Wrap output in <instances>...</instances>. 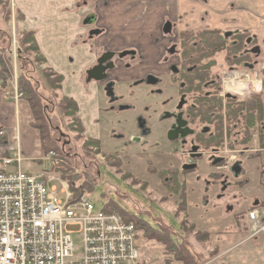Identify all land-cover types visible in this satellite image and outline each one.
I'll return each instance as SVG.
<instances>
[{
  "label": "rangeland",
  "instance_id": "1",
  "mask_svg": "<svg viewBox=\"0 0 264 264\" xmlns=\"http://www.w3.org/2000/svg\"><path fill=\"white\" fill-rule=\"evenodd\" d=\"M7 8L5 5L0 4V28H3L5 35L8 37L5 38L0 35L1 76L13 80V75L16 73L18 87L24 92L23 98H26L29 102V94L24 89L23 81L21 82L24 74L22 73L23 68L21 69L19 55L24 56V61H32L26 67L25 74L35 75V81L36 78H39V84L41 81L43 82V86L41 85L39 88L43 101L38 95L36 97L40 100L39 114L43 107L47 115L46 117L41 115L42 119L38 121H35L34 118V123L37 122L38 126L44 128L46 137L51 139H47L46 143L53 145L54 149L50 151H55L57 155L54 158H58L54 159V164L49 163L47 171L36 173L43 174L48 183L51 182L58 186L60 185L59 178H61L77 191L82 190V184L85 183L86 188L81 193L88 195L97 208H103L106 201L110 200L130 213L142 214L152 221L162 219L163 223L161 225H166V222L174 232L175 238H177V235L180 239L184 236V239L189 240L204 264L213 258L218 253L215 243L219 241L218 237L220 236L216 233L210 238L211 240H207L205 237L196 236L193 232L183 233L181 220L184 218V214L177 211L180 197L169 190L161 180L159 173L153 171V167L156 170H170V168L174 169L173 167H175L180 171L182 164L188 163L189 160L188 156L183 155V152L190 149L189 142L192 136L188 134L184 138L179 137L174 141L168 138L175 113H178L176 109L179 102L177 84L170 76L167 77L166 75H163L157 83H147L146 76L151 74L160 77L161 68L146 71L141 79L134 78L127 81L114 78V82L106 85L95 79L92 81L87 79L88 81L85 83H79L77 77L82 72L83 66L78 64L77 67L65 66L62 68V59H59L57 69L44 66L45 62L41 60L42 55L31 49L34 48V45L31 43L28 31L19 27L18 21L7 12ZM195 10L200 13V16H181L176 20V25L181 24L185 25L186 29L196 30L211 26L219 27L223 31L249 30L250 33L253 32V34L259 36L257 46L260 52L258 56L254 57L258 63H255L253 69L248 68L246 70L242 68L241 71L248 72L252 78H260L264 65V2L258 4L256 0H208L207 3L198 0L195 3ZM186 17L187 19H185ZM184 20H188L190 23L185 24ZM158 39L162 43L160 41L161 37H158ZM171 40H174V38ZM171 46L174 47V45H169L164 52L167 56L171 53L169 51ZM20 48L28 49L22 52ZM52 54L58 53L54 52ZM175 54L178 55L177 51ZM217 57L218 63L215 70L216 73L220 74L222 70L228 67L224 53L218 54ZM138 60H140V57ZM142 62L141 59L140 63L135 65L133 69H140ZM159 62L165 64L163 57L160 58ZM177 62L176 59V64ZM119 69L122 68L117 64L112 71H119ZM170 70L167 68V72H170ZM51 71H56L59 74L63 73L65 78L64 91L56 92L57 96L50 91L49 85L45 83V80H47L45 75ZM85 73L83 72L82 75ZM256 75L258 76L256 77ZM31 78L34 79L33 76ZM7 83L9 84V82ZM86 83H88L87 87L85 86ZM30 84L31 87L33 84L35 85L34 82ZM245 84L241 86L244 91H246ZM10 85H12L11 82ZM248 86L247 91H250V85ZM63 94L73 98L78 104V114L84 132L78 131V127L76 128L72 124L73 119L71 117L63 119L62 113L58 109L60 107L55 108V106H59ZM36 97L34 102H37ZM234 118L235 115H233L232 120ZM62 123L69 125L71 129L65 128ZM252 132L254 136L250 146H254L255 139L258 140L257 132L255 130H252ZM88 136L101 140L102 151L100 154H95V148L91 147L90 143L86 144L85 140ZM136 137H140V140L135 141L134 138ZM185 138L188 142H185L183 146V139L185 140ZM256 148L258 147L254 149ZM86 152H94L91 156L96 158L93 161L97 163H91V157L87 156ZM59 153L61 157H59ZM63 153L70 155L71 158L69 160L63 158ZM107 153L115 154L116 158L121 160L119 171L116 167L109 165L107 162L105 163L103 154ZM250 154L256 153L254 150L245 153L246 156ZM11 155L13 157L14 153L12 152ZM204 155L205 157L202 156L203 160L199 168L194 167L192 169L195 170L194 172L186 170L184 173H180L179 177L181 181L189 182L187 188L189 223L198 216L197 218L204 220L209 227L208 230L212 231L217 225L226 224L232 220L231 214H225V212L228 206L234 204V202H239L236 207L247 204L244 207L246 215L255 205L246 198V186L242 188L238 185L240 182L235 184L236 181L241 179V176L237 179L231 177V184L222 192L220 183V177L222 178V176L218 171H221L222 174H227V172L214 165L213 160L208 158V154ZM21 158L22 162L18 164L14 162L7 169L16 170L21 167V170L25 172L36 171L28 165L33 159L25 158L24 155ZM58 162L62 163V169L67 166L70 168L69 172H73L68 173V179L67 177L63 178L60 172L53 168ZM36 163L39 164V162ZM44 163L47 164V162ZM45 168L38 167L40 170ZM213 172H217L218 177L215 178L209 175ZM199 175L200 177L203 175L202 179L198 178ZM205 177L209 178L213 184L208 185L204 180ZM248 183H245V185ZM207 186H212V189L208 191V189H205ZM213 190L215 194L212 195L211 191ZM261 211L264 214V209H261ZM152 230L155 231V229ZM261 233L264 234V231L258 232L256 235ZM248 235V233H244L237 239L230 237L232 234L225 237L227 243L232 241L229 247H233L226 256V260L233 262L247 254L256 241L246 239ZM256 235H253L251 230L249 238ZM136 242L141 252L142 264H168V260H173L174 251L171 250L170 246L150 238L148 234L144 235L142 231L139 232ZM75 246L78 247L77 254H80L82 252V242L79 238L75 239ZM184 247L186 246L184 245ZM258 253L261 258L264 257L262 249H259ZM220 260L218 259L213 264H222ZM174 263L184 264L177 260H174ZM252 264H257L256 260H253Z\"/></svg>",
  "mask_w": 264,
  "mask_h": 264
},
{
  "label": "crops",
  "instance_id": "2",
  "mask_svg": "<svg viewBox=\"0 0 264 264\" xmlns=\"http://www.w3.org/2000/svg\"><path fill=\"white\" fill-rule=\"evenodd\" d=\"M6 1L8 5L6 8L8 7L7 10L10 11V15L18 21L19 27L28 32H34L38 48L45 57L44 66L57 69L59 59H62V68L65 66L77 67L78 64H81L83 69L77 77L79 83L88 81L87 72L94 68L100 54L106 52L119 54L127 48L138 51L143 60L142 67L136 70H126L124 60L116 59L115 62L122 69L109 71V78L128 81L143 76L146 71L165 69V64H160L159 60L172 41L169 42V37L166 35L167 23L176 22L181 16H200V13L195 10V3L198 0ZM204 1L208 3V0ZM256 1L258 4L264 2V0ZM92 13L95 15L93 25L86 23V17ZM184 21L185 24L190 23L188 20ZM174 28V36H171V39L178 35L179 31L186 29L185 25L181 24ZM93 29H97L99 32L91 35ZM158 37H161L162 43L159 42ZM54 52L58 54H52ZM83 72L86 73L82 75ZM62 76L61 90L64 91L65 78L63 73ZM94 79L98 80L92 76L89 81ZM99 82L105 83V81L100 80ZM6 85L8 86V84L0 86V129L5 131V135L0 136V170H8L7 168L10 166V164L8 166L2 164L3 158L12 157V152L14 154L19 152L22 157L24 155L25 158L33 159V162L31 161L28 165L36 171L31 173L39 175L44 170L47 171L49 163L52 165L55 158H45L48 156L42 146L40 131L33 125L34 115L28 100L20 98L15 101L6 97L4 93ZM85 86L87 87L88 83ZM16 134L19 135L18 140L15 138ZM257 155L252 160L241 156L246 174L250 176V182L240 186L242 188L246 186V198L255 205L250 210H258L261 222L264 223V214L261 211L264 209V151ZM38 167L46 168L40 170ZM50 184L52 183L50 182ZM188 185L189 182L187 187ZM227 187H224V190ZM211 194H215L214 190L211 191ZM236 204L239 202H234L228 206L225 212V214H231L232 220L229 223L217 225L212 229L214 232L209 231L204 220L197 218L198 216L196 217L197 220L196 218L194 220L199 223L192 219L191 222L195 224L198 231L210 233V238L216 233L220 236L218 237L219 241L215 243L218 253L205 264H213L218 259H221L222 264H252L253 260H256L257 264H264V257L261 258L258 253L259 249H262L264 253V234L261 233L249 238L251 235L249 211L247 215L244 211L247 204L241 207H236ZM244 233L249 234L246 239L256 240L254 246L248 250L244 257L229 262L225 258L233 247H229L232 241L227 243L225 237L232 234L230 237L237 239Z\"/></svg>",
  "mask_w": 264,
  "mask_h": 264
},
{
  "label": "trees",
  "instance_id": "3",
  "mask_svg": "<svg viewBox=\"0 0 264 264\" xmlns=\"http://www.w3.org/2000/svg\"><path fill=\"white\" fill-rule=\"evenodd\" d=\"M3 2L4 0H0V3H6V1L4 3ZM27 33H29L31 43L34 45V48L31 49L42 55L36 43L34 32ZM249 34V32H245L235 33L231 36H227L223 31L218 29L187 30L181 32L182 63L180 69L178 70V80L182 84L180 92L184 95H187L191 99V103L186 107L185 110L188 119H192L199 125L204 126L205 132H202L204 130H201L195 135V139L201 145V148L218 149L223 147L224 145V123L222 111L223 102L222 98L219 96L221 84L220 81L216 79V74L213 70V68L218 63L217 55L220 53H225L226 62L229 65L241 66V64L245 61L251 60V53H249L248 51L246 52V39ZM0 35L8 38L5 35L3 28H0ZM27 49L28 48H20L22 52H25ZM19 56L21 69L23 68L22 73L24 74L22 76L21 82L23 81L24 89L26 90V93L29 94V102L31 103L30 105L35 121H38L42 119V116H47L46 111L43 107L41 108L39 114L38 109L40 107V100L36 97V95H38V97L43 101V96L39 90L41 85L43 86V82L41 81L39 84V78H36L35 81V75H32L30 73H28L29 75L25 74L26 67H28L29 63L31 64L32 61H24V56ZM42 57L43 58H41V60L45 61V57L43 55ZM1 72L2 70L0 67V78L9 80V77H2ZM32 76L34 77V79H30V77ZM46 76L47 80H45V83L49 85L50 91L54 95H56V92L60 91L62 87V74H59L56 71H51L50 73H47L45 75V79ZM32 82H34L35 85L33 84V86L31 87L30 83ZM35 97L37 102H34ZM55 108L60 109V113H62L61 115L63 119L71 117L73 119L72 124L76 128L78 127V131L84 132L81 118L78 114L79 107L73 98L63 94V96H61L59 106L57 105L55 106ZM240 118L243 128V136L245 135V138L242 139L241 143L248 142L251 139L252 133L250 130L252 127L257 126L258 135L261 142L260 144L261 147L264 148V85L263 91L260 94H251L246 98L244 102V109L240 115ZM33 125L40 131L42 146L45 154H47L50 150H53L54 147L52 144L50 145L49 143H46L47 139L49 138L46 137L44 128L38 126L37 122L33 123ZM64 126L69 130L71 129V127L67 124H65ZM85 142L86 144L90 143V146H93L95 148V154L101 153L102 150L100 146V139L88 136ZM92 154H94V152H86V155L91 157L90 162L97 163L96 161H93V159L96 158L92 157ZM62 156L63 158H66L68 160L69 158H71L70 155L66 154ZM103 156L105 159V163L107 162L109 165L116 167L118 171L120 170L121 160L116 158L115 154L107 153L103 154ZM59 157H61L60 153ZM53 168L60 172L63 178L67 177L68 179V173H73L69 172L70 168L67 166L62 169L61 162L55 164ZM153 171L159 173L161 180L164 182V184H166L169 190L178 194L180 197V202L178 203L179 209H177V211L179 213L183 212L184 214V218H182L181 220V228L183 233L186 234L187 232H193L196 236H200L202 238L205 237L207 240H209L210 233L198 231L195 227V224L191 222L189 223L187 215V182L185 180H180L178 170L171 168L170 170H156V168L153 167ZM85 188L86 184L83 183L82 190L77 191L74 190V188L71 189L75 192V196L79 197L82 194L81 192ZM103 209L107 212L120 213L124 220L134 223L138 232L142 231L144 235L148 234L150 238H154L158 242H162L165 245L170 246L171 250L174 251V255L172 261L168 260V264H175L174 260L181 261L184 264H204L199 254L194 251V248L191 246L189 240L184 239V236L182 239H180V237L176 235L177 238H175L174 232L166 222L165 224L168 226L161 225L163 223L161 221L162 219H156L152 221L149 219V217L146 218L142 214L130 213L129 211L124 210L110 200L106 201ZM152 229H155V231H153ZM183 240L185 242L187 241V243H185ZM184 245L186 247H184Z\"/></svg>",
  "mask_w": 264,
  "mask_h": 264
},
{
  "label": "built area",
  "instance_id": "4",
  "mask_svg": "<svg viewBox=\"0 0 264 264\" xmlns=\"http://www.w3.org/2000/svg\"><path fill=\"white\" fill-rule=\"evenodd\" d=\"M4 84L6 97L23 98L16 73L13 80L0 78ZM14 162H22L19 152L2 159L4 166ZM59 180V186L50 184L43 174L21 167L0 170V264H142L134 223L97 208L86 194L76 197ZM248 219L253 235L264 231L258 210H250ZM76 238L82 242L80 254Z\"/></svg>",
  "mask_w": 264,
  "mask_h": 264
},
{
  "label": "flooded vegetation",
  "instance_id": "5",
  "mask_svg": "<svg viewBox=\"0 0 264 264\" xmlns=\"http://www.w3.org/2000/svg\"><path fill=\"white\" fill-rule=\"evenodd\" d=\"M6 0H4L5 2ZM3 2V3H4ZM2 4V3H0ZM7 5V1L5 4ZM8 6V5H7ZM7 12L10 14V11L7 10ZM94 16L93 22L87 21V19L90 16ZM95 22V15L89 14L86 17V23L93 25ZM176 22H168L167 23V28H166V35L169 37V42L171 40V36H174V27L178 26L176 25ZM200 29H218L221 30V28L213 26V27H204ZM198 29V30H200ZM187 30H196L192 28H187L183 29L178 32V35L174 37V40H172L169 45H174V47H170V54L167 56L165 53L163 54V59L165 61V66L169 64V66L165 69H161L160 77L159 76H154L151 74H148L146 76L147 83H157L160 78H162L163 75H166L167 77L170 76V78L177 84V93H178V98L179 102L177 104L176 109L178 110V113L176 114L175 112V118L173 120V124L170 127L171 132L169 133L168 138L172 141L177 140L179 137H185L188 134L191 137V140L189 142V148L188 150H185L183 152L184 156H188V163L185 162L182 164V168L179 171L177 168L173 167L175 170H178L179 174L184 173L186 170H192L194 167L199 168L201 161L203 160V157H205L204 154H208V158L213 160V164L219 167L220 169H223L224 171L226 170V173H223L221 171H218L220 176L221 181V189L224 190V187H227L228 185L231 184V181L229 178H237L241 176V179L239 181H236L235 184L238 185H245V183L250 182V176L246 174V168L243 166V160L241 156H245L248 159H253V157L258 156L257 154H260L264 151V148L261 147V142L260 138L258 135V127H252L251 128V139L248 142L241 143L242 139L245 138V135L243 136V128H242V123H241V118L240 115L244 109V102L247 97L251 94H260L263 91V85H264V65L262 67L261 71V76L260 78H252L248 72H243L241 71L242 68L244 69H253L254 66L258 63L255 56H258L260 49L257 46V41L259 36L256 34L250 33L249 30H236V31H223L227 36H231L232 34L235 33H245L249 32V36L246 39V44H247V49L246 52L248 51L252 55V59L245 61L244 63L241 64V66L237 65H229L227 64V69L222 70L219 73H216L215 67L213 70L215 71L216 74V79L220 81L221 84V89L219 91V96L222 98L223 102V123H224V145L221 148L218 149H204L201 148V145L196 141L195 135L201 130H204L202 132H205L204 126L199 125L196 121H193L192 119H188L186 116V107L191 103V99L187 96L184 95L180 92L182 84L178 80V75H179V69L182 63L181 60V32L187 31ZM99 31L97 29H93L91 31V35L97 34ZM174 41V42H173ZM235 43V42H234ZM166 48V49H167ZM177 51L178 55L175 54ZM110 54V56L104 58V55ZM222 54V53H220ZM218 56V55H217ZM225 56V53H224ZM140 57V54L138 53L137 50L132 49V48H127L123 50L119 54L115 53H103L100 54L98 58V62L95 64L94 68L90 69L88 73L87 79L90 80V77H95L96 79L100 81H105L104 85L107 83H112L114 82L113 78H109L108 72L111 70H114V67L117 65L115 60H124V66L126 70H134V66L139 64L141 61L138 60ZM218 58V57H217ZM176 59L178 60L176 64ZM256 63V64H255ZM103 67V77L98 78L92 74L93 71H95L99 67ZM217 66V65H216ZM167 68L171 69L170 72H167ZM258 75H256L257 77ZM139 77V79H141ZM132 80V79H131ZM245 82H247L245 84ZM103 84V83H102ZM246 85V91H244V88L241 87L242 85ZM248 85H250V91L248 90ZM113 101V100H112ZM123 109V107H121ZM237 108V109H236ZM233 115H235L234 120ZM170 116V114H169ZM209 130V129H207ZM252 130H255L257 133L258 140L255 139L254 141V146L258 147L254 149V146H250L251 140H253V132ZM234 131V132H233ZM207 132V131H206ZM170 134L173 135V138L170 137ZM135 141H139L140 137L134 138ZM186 141L183 139V146L185 145ZM240 142V143H238ZM67 144V142H65ZM258 145V146H256ZM254 150L256 154H250L249 156H246L245 153ZM211 152V153H209ZM241 153V154H240ZM240 154V157H239ZM256 155V156H255ZM252 157V158H249ZM195 170H192L194 172ZM217 172L209 173V175H212V177H218ZM203 176V175H202ZM202 176H198L199 179H202ZM206 180L207 184L210 185L211 183L213 184L212 181L209 180V178H204ZM187 185H186V194H187ZM210 188V189H209ZM205 189H208L210 191L212 189V186H207ZM188 202V200H187ZM188 208V207H187ZM188 210V209H187Z\"/></svg>",
  "mask_w": 264,
  "mask_h": 264
},
{
  "label": "water",
  "instance_id": "6",
  "mask_svg": "<svg viewBox=\"0 0 264 264\" xmlns=\"http://www.w3.org/2000/svg\"><path fill=\"white\" fill-rule=\"evenodd\" d=\"M93 19H94V16L92 15V16H90V17L87 19V21H89V22H93ZM108 56H110V54H106V55H104V58H106V57H108ZM102 70H103V67L101 66V67L97 68L95 71H93L92 74H93L94 76L98 77V78H102L103 75H104L103 72H102ZM170 137L173 138V135L170 134Z\"/></svg>",
  "mask_w": 264,
  "mask_h": 264
},
{
  "label": "bare ground",
  "instance_id": "7",
  "mask_svg": "<svg viewBox=\"0 0 264 264\" xmlns=\"http://www.w3.org/2000/svg\"><path fill=\"white\" fill-rule=\"evenodd\" d=\"M50 152H52V151H50ZM50 152L48 153V158H52V157H56V152L55 151H53L54 152V155H50ZM55 159H57V158H55ZM88 196V195H87Z\"/></svg>",
  "mask_w": 264,
  "mask_h": 264
}]
</instances>
